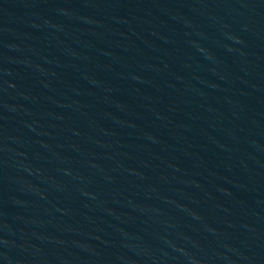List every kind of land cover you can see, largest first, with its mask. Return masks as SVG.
Listing matches in <instances>:
<instances>
[{
	"label": "water",
	"instance_id": "water-1",
	"mask_svg": "<svg viewBox=\"0 0 264 264\" xmlns=\"http://www.w3.org/2000/svg\"><path fill=\"white\" fill-rule=\"evenodd\" d=\"M0 264H264V0H0Z\"/></svg>",
	"mask_w": 264,
	"mask_h": 264
}]
</instances>
